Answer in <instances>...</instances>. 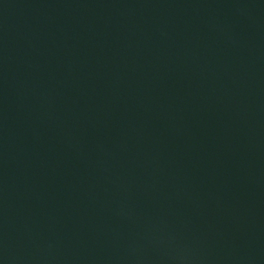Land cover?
Returning <instances> with one entry per match:
<instances>
[{
    "label": "water",
    "instance_id": "obj_1",
    "mask_svg": "<svg viewBox=\"0 0 264 264\" xmlns=\"http://www.w3.org/2000/svg\"><path fill=\"white\" fill-rule=\"evenodd\" d=\"M0 264H264V0H0Z\"/></svg>",
    "mask_w": 264,
    "mask_h": 264
}]
</instances>
